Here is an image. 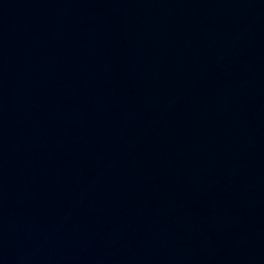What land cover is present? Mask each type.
I'll list each match as a JSON object with an SVG mask.
<instances>
[{
  "label": "water",
  "instance_id": "obj_1",
  "mask_svg": "<svg viewBox=\"0 0 264 264\" xmlns=\"http://www.w3.org/2000/svg\"><path fill=\"white\" fill-rule=\"evenodd\" d=\"M0 264H264V0H0Z\"/></svg>",
  "mask_w": 264,
  "mask_h": 264
}]
</instances>
